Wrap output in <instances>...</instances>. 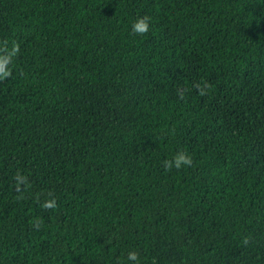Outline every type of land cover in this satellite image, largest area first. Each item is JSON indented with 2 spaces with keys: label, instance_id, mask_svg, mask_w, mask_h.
I'll list each match as a JSON object with an SVG mask.
<instances>
[{
  "label": "trees",
  "instance_id": "obj_1",
  "mask_svg": "<svg viewBox=\"0 0 264 264\" xmlns=\"http://www.w3.org/2000/svg\"><path fill=\"white\" fill-rule=\"evenodd\" d=\"M14 42L0 264H264V0H0Z\"/></svg>",
  "mask_w": 264,
  "mask_h": 264
},
{
  "label": "clouds",
  "instance_id": "obj_2",
  "mask_svg": "<svg viewBox=\"0 0 264 264\" xmlns=\"http://www.w3.org/2000/svg\"><path fill=\"white\" fill-rule=\"evenodd\" d=\"M150 30V17L143 16L138 17L132 26V31L138 35H144ZM20 47L19 44L14 42L9 51L6 47L0 48V79H6L11 75V71L9 70V65L12 62L13 57H15L19 53ZM202 94L203 91H202ZM193 163L192 157L189 153L185 151L178 152L172 160H165L164 167L167 170H171L173 167L176 169H180L183 166H191ZM19 182V178H18ZM56 206L55 200H49L42 205L44 208H54ZM129 260L137 261L138 253L130 252L128 254Z\"/></svg>",
  "mask_w": 264,
  "mask_h": 264
}]
</instances>
